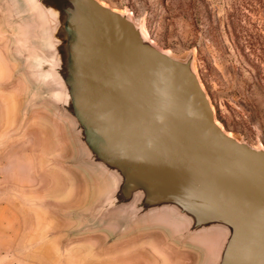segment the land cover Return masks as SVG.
Wrapping results in <instances>:
<instances>
[{"label": "water", "instance_id": "95a60500", "mask_svg": "<svg viewBox=\"0 0 264 264\" xmlns=\"http://www.w3.org/2000/svg\"><path fill=\"white\" fill-rule=\"evenodd\" d=\"M24 111L62 121L92 196L71 234L162 228L200 264H264V148L226 131L194 54L99 0H0Z\"/></svg>", "mask_w": 264, "mask_h": 264}, {"label": "rangeland", "instance_id": "374dc122", "mask_svg": "<svg viewBox=\"0 0 264 264\" xmlns=\"http://www.w3.org/2000/svg\"><path fill=\"white\" fill-rule=\"evenodd\" d=\"M132 14L149 39L194 67L217 121L264 148V0H99ZM0 12V264H200L202 253L162 228L119 240L73 235L92 183L71 166L65 124L24 111L26 84Z\"/></svg>", "mask_w": 264, "mask_h": 264}, {"label": "bare ground", "instance_id": "6f19581e", "mask_svg": "<svg viewBox=\"0 0 264 264\" xmlns=\"http://www.w3.org/2000/svg\"><path fill=\"white\" fill-rule=\"evenodd\" d=\"M144 31V30H143ZM145 32V31H144ZM146 34V33H145Z\"/></svg>", "mask_w": 264, "mask_h": 264}]
</instances>
